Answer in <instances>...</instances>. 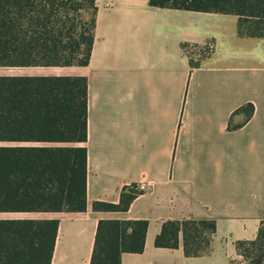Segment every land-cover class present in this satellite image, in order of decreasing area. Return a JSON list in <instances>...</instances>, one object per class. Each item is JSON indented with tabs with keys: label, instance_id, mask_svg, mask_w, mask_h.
Masks as SVG:
<instances>
[{
	"label": "crops",
	"instance_id": "1",
	"mask_svg": "<svg viewBox=\"0 0 264 264\" xmlns=\"http://www.w3.org/2000/svg\"><path fill=\"white\" fill-rule=\"evenodd\" d=\"M95 4L88 66L47 68L87 79L86 210L49 217L58 220L51 264H90L103 220L148 223L143 252L121 264H228L264 221V40L239 37L233 15ZM208 43L191 67L183 47ZM141 182L150 189L128 210L92 209ZM189 219L215 222L207 254L155 247L165 222Z\"/></svg>",
	"mask_w": 264,
	"mask_h": 264
},
{
	"label": "trees",
	"instance_id": "2",
	"mask_svg": "<svg viewBox=\"0 0 264 264\" xmlns=\"http://www.w3.org/2000/svg\"><path fill=\"white\" fill-rule=\"evenodd\" d=\"M149 5L237 17V34L264 40V0H149ZM95 0H0V69L85 68L94 41ZM191 67L211 51L184 46ZM248 120L254 107L246 105ZM241 124L231 125L236 129ZM87 79L83 75H0V264H51L58 232L54 218L4 215L81 213L86 210ZM140 194L124 187L118 204L95 202L94 211L124 212ZM146 221L98 223L90 264H121L140 254ZM213 220L167 221L157 248L185 257L209 252ZM206 247L202 248L201 244ZM238 260L264 264V221L252 241L235 245Z\"/></svg>",
	"mask_w": 264,
	"mask_h": 264
},
{
	"label": "rangeland",
	"instance_id": "3",
	"mask_svg": "<svg viewBox=\"0 0 264 264\" xmlns=\"http://www.w3.org/2000/svg\"><path fill=\"white\" fill-rule=\"evenodd\" d=\"M207 46H204L203 48L197 49V50H191L192 57L194 61H197L200 57L203 56V52L201 50H206ZM208 50V49H207ZM13 75V74H21V75H60L62 74V71L59 69H44V68H36V69H0V75ZM54 215L50 214H44V213H36V214H15V215H4L3 217H11V218H35V219H44L48 217H53ZM202 248L206 247L205 244H201ZM210 248V247H209ZM208 248V250H209ZM234 260H238L237 257L234 258Z\"/></svg>",
	"mask_w": 264,
	"mask_h": 264
},
{
	"label": "built area",
	"instance_id": "4",
	"mask_svg": "<svg viewBox=\"0 0 264 264\" xmlns=\"http://www.w3.org/2000/svg\"><path fill=\"white\" fill-rule=\"evenodd\" d=\"M105 7H108L109 4L108 3H105L104 4ZM205 46L209 47L207 48L209 51L212 50V45L211 44H206ZM150 189V185L148 183H145V182H141L137 185V190L140 192V193H144V192H147L148 190Z\"/></svg>",
	"mask_w": 264,
	"mask_h": 264
}]
</instances>
